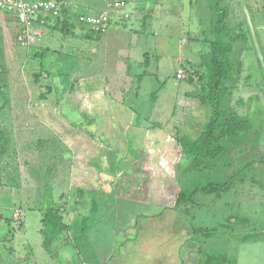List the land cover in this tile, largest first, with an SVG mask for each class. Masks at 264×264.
<instances>
[{"label":"rangeland","instance_id":"374dc122","mask_svg":"<svg viewBox=\"0 0 264 264\" xmlns=\"http://www.w3.org/2000/svg\"><path fill=\"white\" fill-rule=\"evenodd\" d=\"M61 1L72 33L62 37L53 28L57 23H48L38 27L32 44L19 39L21 24L0 10L1 119L13 137L1 164L0 264H84L72 235L57 238L48 253L39 231L47 206L68 205L77 176L101 191V218L79 236L83 254L96 246L102 258L118 234L138 231L122 264L135 253L170 255L172 264H181L185 243L186 264H232L229 251L264 236V0H127L110 13L106 31L79 18L110 9L111 0ZM216 11L230 32L242 34L225 107L256 127L229 140L212 171L188 173L177 136H198L210 112L194 96L198 81L188 80L197 79L192 65L204 61L201 45L190 38L214 37ZM76 166L87 172L78 174ZM229 178L220 195L200 194L172 208L181 190ZM25 197L29 203H22ZM77 203L61 211L66 223L93 205ZM199 227L213 238L191 240Z\"/></svg>","mask_w":264,"mask_h":264},{"label":"trees","instance_id":"16d2710c","mask_svg":"<svg viewBox=\"0 0 264 264\" xmlns=\"http://www.w3.org/2000/svg\"><path fill=\"white\" fill-rule=\"evenodd\" d=\"M64 12L63 18L58 19L56 26L53 27L55 30H58L59 35H62V37L71 34V29L73 28V23L70 21L71 17L68 16L66 9ZM221 14V12L216 11L214 17L211 19L214 37L204 35L203 37L190 38L191 42L194 41L201 45L204 52V61L199 66L192 65L197 74V79L195 80L190 77L188 80L190 83L198 81L199 90L194 96L203 104H208L210 112L198 136L193 137L188 133H182L177 136V146L180 155L182 158L188 159V163L186 164V171L188 173H206L212 171L216 166V160L226 152L227 142L229 140L241 139L243 136L250 134L256 127V122L253 119L241 116L232 107H225V102L232 96V87L227 85V80L230 79L237 67L235 59L236 43L241 40L242 34L230 32L221 23ZM38 78L40 79L41 76L38 75ZM48 90H51L49 86ZM156 96L157 91L152 93L153 101L156 99ZM85 120L88 124L92 123V119L89 117ZM84 131L92 137L95 136L88 129ZM12 145L13 137L2 123L0 109V185L2 184L1 164ZM232 179L229 178L223 182L210 181L206 185L195 187L192 190H181L177 194L172 208L175 209L183 203H192L200 194L220 195L221 191L229 188ZM98 209L97 203L93 201V205L88 213L78 214L68 224L64 221L60 209L56 205L46 208L41 220L43 247L48 253H51L53 242L65 231L70 230L80 254L83 255L89 264H97L91 245L89 246V250L83 254V245L81 247L78 241L80 235H86L88 230L94 226ZM199 234L206 239L213 238L210 231L199 227L193 230L191 239L199 242L201 240ZM245 236L251 235L247 234ZM208 261L211 263V258H208ZM231 263L233 264V260H231Z\"/></svg>","mask_w":264,"mask_h":264},{"label":"crops","instance_id":"0c3cea01","mask_svg":"<svg viewBox=\"0 0 264 264\" xmlns=\"http://www.w3.org/2000/svg\"><path fill=\"white\" fill-rule=\"evenodd\" d=\"M111 1H113V0H111ZM126 4H127V0H126ZM107 5L109 6L110 9L103 8V9H99V10H109L110 13L112 11L120 10V9H118V10L112 9L110 7L111 3L107 4ZM76 167H77L76 171H77L78 174L80 172H87L85 168H81L80 166H76ZM76 178H77V181H76L75 184L77 185L76 186L77 188L74 191L73 190L71 191V195H72V197L74 195L75 199L73 200V198L71 196H69L70 200H69L68 205H67V203H65L64 206H61L60 203H56L55 204L60 209V213H61V211L64 208L69 207L71 203L78 204L77 202H80V201H82L84 199L88 200L90 203H93V201L96 202V203H100V201H101V199L99 198V195H100L99 193L101 191L98 190V189L91 188L89 182L86 180V177L84 178V180H83V178H80L79 176H77ZM97 195H98V197H97ZM109 195L110 194L106 195L107 198L104 199V202L108 203ZM23 202L29 203L30 200H29V198L25 197V199L22 198V203ZM52 205H54V204H52ZM52 205H50V206H52ZM48 207L49 206H47L46 208H48ZM31 208L38 209L35 205L32 206ZM46 208L41 213V218H40L41 227H40V230H39L40 232H41V229H42V221L41 220H42V218L44 216ZM82 213L85 214V212H82ZM99 213H100V207L98 209V215H100ZM78 214H76L71 219V221ZM98 215H97V217H98ZM23 216L25 217V214H23ZM100 218L101 217L96 219V221L99 220ZM24 221H25V219L23 218V224H24ZM70 222H68V224ZM146 232H148L147 233L148 236H150V235H158V233H156L157 230H155V229L153 231H150L152 233L149 232V229H146ZM66 233H69L70 235H72V232L70 230L65 231L63 234H66ZM63 234H61L59 236V238ZM138 236H139V232L138 231L135 234V236H133V235H131L129 233L125 234V235H123L121 233L118 234L117 237H119V239L117 240L116 244L114 245L112 251H110L107 254H105L102 258L97 255L96 246H93V251L95 253L94 254L95 262L97 264H122L121 262L126 260V258H128L127 255H126V253L128 252V249L129 248H135L136 245H134V243L137 242ZM191 237H192V235H191ZM185 241H187V238H185ZM42 242H43V239H42ZM25 243H27V246L24 245L25 246L24 250L26 251V250H29L28 247L29 248L31 247L30 246V239L26 238V241L24 242V244ZM75 247L77 248L76 245H75ZM187 247H188L187 243H185L183 245L180 244V249L184 250L183 257L181 258V262H182L181 264H186L185 262L187 260V250H188ZM28 253H29V251H26V254H28ZM78 253L80 255L79 250H78ZM228 256H229V258L231 260H233V264H264V236L260 237L258 240H255V241L241 243L240 245H238V251H237V249L234 250V252L229 251V255ZM171 258L172 257H170V255H169V256H164V257H162L160 259V258H158V257H156L154 255H151V254L147 255L146 257H142L141 253H135L134 259L130 260L129 262H127V264H131L132 262L135 263V264H172L173 258L172 259ZM82 260H83L84 264H89V262H87L84 259V257H82ZM198 262H200V261H198Z\"/></svg>","mask_w":264,"mask_h":264},{"label":"built area","instance_id":"2783aa9c","mask_svg":"<svg viewBox=\"0 0 264 264\" xmlns=\"http://www.w3.org/2000/svg\"><path fill=\"white\" fill-rule=\"evenodd\" d=\"M126 0H113L110 7L118 10L125 6ZM66 3L60 0H0V10L12 17L22 26L19 39L25 44L38 40V27L63 18ZM84 25L96 31H106L109 27L110 11L98 10L82 14L79 18ZM182 73V70L180 71Z\"/></svg>","mask_w":264,"mask_h":264}]
</instances>
